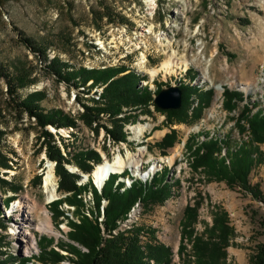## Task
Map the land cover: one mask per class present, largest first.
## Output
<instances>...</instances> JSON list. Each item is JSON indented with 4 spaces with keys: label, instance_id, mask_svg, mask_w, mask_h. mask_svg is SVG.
<instances>
[{
    "label": "rangeland",
    "instance_id": "rangeland-1",
    "mask_svg": "<svg viewBox=\"0 0 264 264\" xmlns=\"http://www.w3.org/2000/svg\"><path fill=\"white\" fill-rule=\"evenodd\" d=\"M150 7L148 0H0V264H24L25 256L42 264L39 244L47 242L40 239L41 235L50 237L51 245L57 248L69 242L81 246L67 235L71 229L68 217L52 215L50 194L44 185L50 165L55 188L52 198L68 191L58 186L60 176L55 159L47 154L43 127L34 115L16 104L7 90L9 80L17 85L18 100L36 92L42 111L60 108L74 119L73 125L47 123L45 128L63 154L64 167L79 174L76 183L86 181L82 180L86 173L97 187L91 173L101 160L114 161L121 155L129 161L130 156L138 157L146 149L143 145L147 150L142 160L154 156L159 159H154V174L158 171L155 182L162 181L166 170L171 182L168 195L147 207L136 202L128 210V218L118 220L113 233L140 225V243L162 242L172 250L168 264H183V258L191 252L188 236L183 240L184 255L177 250L183 209L186 203L194 204L200 199L193 230L200 232L210 224L214 210H225L233 228L226 259L230 264H251L255 245L264 241V225L260 223L264 219V141H252L248 128L239 131L235 117L246 101L255 105L252 110L264 108V63L257 62L254 53L264 52V0H154V8ZM21 34L44 48L46 59L20 40ZM170 56L185 59L189 66L182 65L171 72L162 70L152 76L150 69ZM51 60H55L52 66L60 70V75L50 66ZM106 66L116 67L114 77L134 75L139 93L147 88L150 97L142 103H121L116 113L107 111L109 80L82 77L85 71L89 74L90 69ZM143 77L148 80L146 85L141 81ZM178 84L187 85L190 93L184 104L187 117L185 121L170 122L167 113L157 109L154 97L157 86ZM225 87L244 97L237 99L231 110L224 105ZM85 104L101 109L91 124L82 118ZM139 126H147L144 137L134 133ZM114 128L122 137L112 133ZM160 128L165 131L157 136L154 131ZM171 128L175 129L176 139L164 148V153L157 142ZM211 136L227 143L221 145L219 155H225L227 147L241 141L257 145L263 160L252 169L249 181L257 184L262 198L240 186L229 187L224 179L208 176L201 168H192L190 150ZM87 148L96 150L100 157L99 162L87 160L92 172L81 168L75 159L77 151ZM162 157L163 163H159ZM153 175L144 183H149ZM119 177L118 173L111 174L107 186L115 189ZM71 179L67 175L63 183ZM121 187L116 190L121 191ZM82 194L85 213L91 216L88 208H93L92 193L86 189ZM105 200H101L100 221L104 218ZM18 204L26 207L15 210ZM28 204L33 208L31 213L25 212ZM69 205L62 201L69 216L77 220L71 215L74 205L73 209ZM44 207L49 211L54 233L37 230L33 225L42 219ZM10 208L14 209L12 213ZM22 218L32 224L19 226ZM150 228L155 230L154 237L149 235ZM25 229L35 232L36 246L30 251L23 250L19 234ZM61 251L69 257L47 264H75L73 252Z\"/></svg>",
    "mask_w": 264,
    "mask_h": 264
},
{
    "label": "trees",
    "instance_id": "trees-1",
    "mask_svg": "<svg viewBox=\"0 0 264 264\" xmlns=\"http://www.w3.org/2000/svg\"><path fill=\"white\" fill-rule=\"evenodd\" d=\"M22 40L29 48H31L38 55L46 59L45 49L33 43V40L21 34ZM52 62V63H51ZM50 66L55 63L51 60ZM53 67V66H52ZM51 67V68H52ZM54 71L60 75V70L53 67ZM116 67L106 66L93 68L84 72L83 80L91 76L98 80H109L106 90L111 94L109 104L106 105V110L111 113H116L120 109V104L124 102L142 103L150 97V90L145 88L142 93H139L136 86L137 79L134 75L121 74L114 77ZM141 79H145L144 77ZM17 85L14 82L8 81L7 90L15 100L19 108L24 109L30 116L34 115L38 124L43 127L42 134L45 136L43 142L46 145V151L50 158L56 161V172L60 176V188L68 191L67 194L59 196L50 202L52 215L55 217L66 216L71 229L68 232V237L73 241L79 243L77 246L74 243H60L59 248L51 245V238L41 235L40 239L45 240L44 244H39L42 264L48 262H58L67 256L61 250H70L75 257L72 258L75 264H168L172 258V250L170 247L162 242L152 241L146 244L140 243V231L142 226L136 225L128 227L127 229L118 230L113 233L112 230L118 226V220L128 218V213L131 208L140 201L145 207L152 203L163 201L170 191L171 182L166 178L167 171H164V178L161 182H155V176L149 183L134 182L132 186L126 188L124 191H118L109 188L107 181L104 182L100 189L94 187L89 179L87 183H76V177L79 176L76 172L68 171L62 161L63 154L55 142L49 130L45 128L47 123L54 125H73L74 119L60 108H52L50 110L42 111L38 106L36 92H32L29 96L18 100L15 94ZM181 90V104L176 108L157 109L165 111L170 122L185 121L187 117V110L184 104L188 99L190 93L186 91L187 85L178 84ZM161 87L157 86L156 92ZM264 89V86H263ZM225 97V108L231 110L234 108V102L244 97L241 92L230 87L223 89ZM264 96V93H263ZM39 97V96H38ZM256 102V101H255ZM254 104L244 102L242 109L235 117V124L239 131L248 128L250 138L255 143L264 141V108H257L252 110ZM99 106L85 104L82 113L83 120L91 124L94 119L98 118ZM240 120L242 122H240ZM116 137H122V134L115 128L111 130ZM175 129L171 128L166 131L161 139L157 142L161 146V150L173 144L176 139ZM222 144H227L225 140L216 137H209L199 142L192 152V159L190 161L193 169L201 168L208 176L217 179H224L229 187L240 186L245 190L251 191L254 196L262 198L261 192L254 184L249 181V174L252 169L262 162L263 156L258 150L257 145L252 146L249 141H241L232 147L225 149V155H219ZM190 146V143H189ZM165 153V151H164ZM228 159V162L225 161ZM75 159L85 171H90L92 165L87 160L99 162L100 157L96 150L87 148L79 150L75 153ZM92 171V170H91ZM71 175L72 179L68 184L63 183L65 176ZM89 189L92 193L93 208H88L91 216L85 213V201L82 190ZM102 198H106L107 202L103 206L104 218L98 220L100 213V205ZM62 201L74 205V210L71 215L77 216L74 220L69 216L68 209L62 206ZM7 203V201H5ZM200 199H196L194 204L186 203L183 209V219L181 221L182 233L178 245V251L183 253L186 248L184 237L188 236L191 245V252L187 258H183V264H230L226 259V247L230 243V238L233 235V228L229 224L228 215L223 209H216L213 211L212 222L204 226L200 232L193 230L192 223L196 219L197 208ZM131 207V208H130ZM129 210V211H128ZM127 214V215H126ZM0 215L3 216L0 209ZM1 217V216H0ZM124 220V221H125ZM3 219L0 218V224ZM264 225V219L260 222ZM100 224H103V228ZM149 235L154 237V229H149ZM104 233H108L105 235ZM42 242V241H41ZM147 248V249H146ZM152 259V262H150ZM251 264H264V241H260L255 245V248L250 256ZM24 264H37L35 260H31L29 256L23 257Z\"/></svg>",
    "mask_w": 264,
    "mask_h": 264
},
{
    "label": "bare ground",
    "instance_id": "bare-ground-1",
    "mask_svg": "<svg viewBox=\"0 0 264 264\" xmlns=\"http://www.w3.org/2000/svg\"><path fill=\"white\" fill-rule=\"evenodd\" d=\"M148 2L150 4V6H151L150 8H154L153 7L154 0H148ZM169 43H172V42H169ZM254 53H255V60L257 62L261 61V62L264 63V52L261 53L260 51H255ZM171 57L172 56H170L169 58L164 59L161 62L160 66H158L156 68H151L150 69L151 75L155 76V74L159 73V71H162V70H166L167 72H171L172 69L174 70L176 67H179V66H182V65H185V68H187V66H189L188 65V61H186L185 59L175 60L174 58H171ZM145 79H141V81L144 80L143 81L144 83L147 82V79L146 80ZM146 128H147V126H141L134 133H137L136 136L144 137L145 136L144 135V133H145L144 129H146ZM158 130H161V131H158ZM164 131L165 130H162L160 128V129L155 130L154 134L156 132V135L160 136ZM139 133H140V135H139ZM143 146H144V148H146L144 150H147V146L146 145H143ZM181 148H180V150H181ZM144 150L139 154L138 157L137 156H130L129 159H128L129 161H126V159L123 156H121V155L116 156L114 161H110L107 158H105V160L103 162L101 161L98 165L95 166L94 170L92 169L93 172L91 171L92 172L91 174H92V177L94 179L95 185H97V187H99V185L101 183H103L105 180L108 181L107 179H109L111 174H115V173H118V175H120L119 179L117 180V182L115 184V188L121 187L122 186V182L124 183L123 187H121V191H124L126 188H129L130 186H132V183H134V181L140 180L143 183L144 182H148L150 180L151 176L155 172L154 159H158V158L154 156V157H150V158L148 157L147 159H145L146 161L142 160V157L145 156ZM180 150L178 151V153L180 152ZM172 153H170V154H161V155L170 156ZM174 155H176V154H174ZM174 155H173V157H174ZM173 157H171V159ZM175 157H174V159H175ZM173 160H171V161H173ZM158 162L159 163H163V157L161 158V162L160 161H158ZM149 163H151V164L149 165ZM145 165H147V166L145 167ZM126 170H129V173H126L125 172ZM142 173H147V174H142ZM124 177H126V178H124ZM82 178H83L82 180H87L88 179V175L86 173H83ZM114 182H113L112 186L114 185ZM78 183H80V181H78ZM44 185H45V188L48 190V192L50 194L49 198L51 199L52 197L55 196L54 195L55 188H53V185H54V172H53L52 165L49 166V172H48V174L45 177V184ZM113 188H114V186H113ZM106 201L107 200H105V203H106ZM25 207L26 206L24 204H22V205L18 204V205H16L15 210L24 209ZM69 207H71L73 209V206L71 204L69 205ZM32 209L33 208L30 206V204H28L27 205V209H25V212L31 213ZM48 212L49 211H48L47 207H44V209H42V212H41L42 219H39L37 221V223H35V224L33 223V225H35L34 227L37 230L44 231V232H49V233H54L56 231H55V229L53 227V223L51 221V218H50V215L48 214ZM26 223L32 224L31 221L28 220V218H22V220L20 221L19 226L25 225ZM19 234L22 236L21 237V241L23 242V250L24 251H30L33 246H36V243H35V232H33V231L29 230V229L28 230L25 229V230H21L19 232Z\"/></svg>",
    "mask_w": 264,
    "mask_h": 264
},
{
    "label": "water",
    "instance_id": "water-1",
    "mask_svg": "<svg viewBox=\"0 0 264 264\" xmlns=\"http://www.w3.org/2000/svg\"><path fill=\"white\" fill-rule=\"evenodd\" d=\"M154 101L162 108H176L181 104V90L178 85L161 88L156 93Z\"/></svg>",
    "mask_w": 264,
    "mask_h": 264
},
{
    "label": "built area",
    "instance_id": "built-area-1",
    "mask_svg": "<svg viewBox=\"0 0 264 264\" xmlns=\"http://www.w3.org/2000/svg\"><path fill=\"white\" fill-rule=\"evenodd\" d=\"M101 161H103V160H101Z\"/></svg>",
    "mask_w": 264,
    "mask_h": 264
}]
</instances>
